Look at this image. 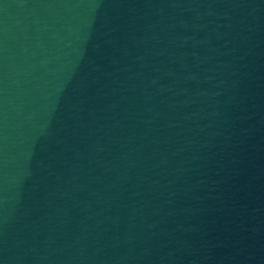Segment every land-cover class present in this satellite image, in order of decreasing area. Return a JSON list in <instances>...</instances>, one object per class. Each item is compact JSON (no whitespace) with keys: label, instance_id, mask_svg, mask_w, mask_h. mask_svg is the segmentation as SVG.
Returning <instances> with one entry per match:
<instances>
[{"label":"water","instance_id":"95a60500","mask_svg":"<svg viewBox=\"0 0 264 264\" xmlns=\"http://www.w3.org/2000/svg\"><path fill=\"white\" fill-rule=\"evenodd\" d=\"M0 264H264V0H0Z\"/></svg>","mask_w":264,"mask_h":264}]
</instances>
